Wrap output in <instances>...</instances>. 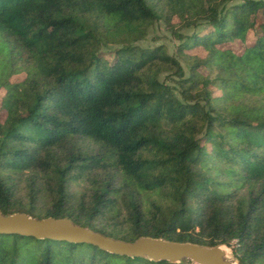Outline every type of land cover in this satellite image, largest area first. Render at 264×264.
Returning <instances> with one entry per match:
<instances>
[{
  "label": "trees",
  "instance_id": "1",
  "mask_svg": "<svg viewBox=\"0 0 264 264\" xmlns=\"http://www.w3.org/2000/svg\"><path fill=\"white\" fill-rule=\"evenodd\" d=\"M231 1L0 0V211L264 264V0ZM0 264L192 263L0 234Z\"/></svg>",
  "mask_w": 264,
  "mask_h": 264
},
{
  "label": "water",
  "instance_id": "2",
  "mask_svg": "<svg viewBox=\"0 0 264 264\" xmlns=\"http://www.w3.org/2000/svg\"><path fill=\"white\" fill-rule=\"evenodd\" d=\"M0 234L86 242L112 253L145 257L153 261L179 263L188 260L192 264H241L237 260L226 259L219 249L221 245L205 246L150 236H140L133 241H125L76 224L67 217L36 218L22 212L3 214L0 211Z\"/></svg>",
  "mask_w": 264,
  "mask_h": 264
},
{
  "label": "rangeland",
  "instance_id": "3",
  "mask_svg": "<svg viewBox=\"0 0 264 264\" xmlns=\"http://www.w3.org/2000/svg\"><path fill=\"white\" fill-rule=\"evenodd\" d=\"M242 0H232L231 3H235V2H240ZM202 27H200L201 29ZM195 28L192 27H188V28H184L182 29V32L185 34H189L191 33ZM198 29V28H197ZM252 41V36L251 34L248 35V41L247 43ZM159 43H163L166 48L168 53L172 54L175 48V45L177 44V40L174 38V36L170 33L169 30L166 29L164 23L160 20L155 22L147 31L146 35L144 36L143 39L137 41V44L143 47H152L156 44ZM234 51L238 52L240 51L244 44L239 42V41H235L233 43H231L229 45ZM195 53L199 54V55H204V50L202 48H196L194 49ZM160 79H164V74H161L159 76ZM1 98H2V91H0V117L3 118L4 117V110L1 108ZM229 248V247H228ZM231 250V256H232V260H236L232 249L229 248Z\"/></svg>",
  "mask_w": 264,
  "mask_h": 264
},
{
  "label": "bare ground",
  "instance_id": "4",
  "mask_svg": "<svg viewBox=\"0 0 264 264\" xmlns=\"http://www.w3.org/2000/svg\"><path fill=\"white\" fill-rule=\"evenodd\" d=\"M220 251L224 254V257L228 260H232L231 250L226 245H221L219 247Z\"/></svg>",
  "mask_w": 264,
  "mask_h": 264
}]
</instances>
